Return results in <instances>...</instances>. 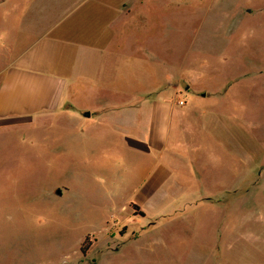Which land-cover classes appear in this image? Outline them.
<instances>
[{"label": "rangeland", "instance_id": "374dc122", "mask_svg": "<svg viewBox=\"0 0 264 264\" xmlns=\"http://www.w3.org/2000/svg\"><path fill=\"white\" fill-rule=\"evenodd\" d=\"M143 2L114 18L108 38L110 52L124 41L129 70L80 60L79 47H96L85 33L108 21L84 8L67 21L73 49L46 57L69 60V74L80 62L87 70L83 85L67 87L78 114L127 99L97 94L109 79L126 92L152 88L148 103L188 102V113L160 151L147 112L145 152L112 118L0 119V264H264V0ZM44 51L19 62L42 69L30 58ZM202 90L221 92L218 107L193 101Z\"/></svg>", "mask_w": 264, "mask_h": 264}, {"label": "crops", "instance_id": "0c3cea01", "mask_svg": "<svg viewBox=\"0 0 264 264\" xmlns=\"http://www.w3.org/2000/svg\"><path fill=\"white\" fill-rule=\"evenodd\" d=\"M143 4H145L143 0H121L117 5L109 0H0V66H4L3 69L0 68V74H4L3 82L0 85V119L23 117L34 119L53 116L66 111H71L73 113L71 114L72 117L78 118L79 121L83 117L92 119L93 116L112 118L111 120H116L120 127L124 128L129 147L145 152L146 149H149L146 146L147 135L145 131H147L148 122H146L145 114L150 112L153 115L151 121L153 132L151 140L149 139V145L155 147V149L159 148L158 150L161 151L167 144V127L173 122V119L176 122L183 119L188 113L184 110L188 102L183 106L166 104L161 100L148 103L146 100L147 91L153 90L152 88H147V90L143 87L142 89H130L126 92L125 87H119L111 79L108 80L109 83L106 85L98 80L100 82L98 84V89H100L98 95L104 93V95L125 96L127 99L122 102L110 103L105 110L97 108L91 109L88 114L85 113L86 111L78 114L72 110L70 102H67L69 101L67 87L70 81H74L73 83L77 88L78 85H83L82 80L87 74V70L78 67L82 63L80 62L79 65L76 64L72 68L73 74H69L68 72L71 71L69 60L66 59L67 62H63L61 56L58 58L46 57L48 53H52L53 49L72 48L70 46H73V43L68 38L71 21H67L78 15V12L84 8L83 11L86 12L88 9L98 12V15L95 16L97 20L105 17L108 21L105 22L106 27L103 31H100L102 26H97L93 30L94 32L85 33V35H90L91 39L89 40L96 42V47L92 45L79 47L81 51L79 53L80 60L82 56H85V62L88 61L93 68L96 60H108L109 65L106 64V66L114 71V75L115 72L122 73L129 70V68H126L129 60L125 65L124 41L122 43L118 42L116 51L110 52L108 38L113 31L112 26L115 17L129 16L136 6ZM106 13L109 15L106 16ZM38 45L44 46L47 53L45 54L44 51L41 58L30 59L39 62V64H45L46 67L34 69L30 65L19 62L20 59L27 56L29 50ZM122 65V71L115 70V67ZM106 66L105 70H107ZM85 84L92 87L89 88V93L96 92L93 89L97 88V84L93 83V80L89 84ZM157 87L161 88L162 83ZM203 93L206 95L204 96ZM75 95H78V93L75 92ZM192 97L197 104L202 103L198 102L200 100L209 99L211 103H216L215 105L218 107L221 102L219 97L222 96L221 92L210 94L209 90H202L198 94H193ZM63 109L64 111H61ZM209 110L203 113L211 115L209 125L219 130L222 122L219 116H216L217 111L213 113L212 110L214 109ZM65 115L70 117V114ZM132 126H137V129L135 127L132 129Z\"/></svg>", "mask_w": 264, "mask_h": 264}, {"label": "trees", "instance_id": "16d2710c", "mask_svg": "<svg viewBox=\"0 0 264 264\" xmlns=\"http://www.w3.org/2000/svg\"><path fill=\"white\" fill-rule=\"evenodd\" d=\"M89 247H90V244H87V245H82V247H81V250H82V252L83 253H86L87 252V250L89 249Z\"/></svg>", "mask_w": 264, "mask_h": 264}, {"label": "water", "instance_id": "95a60500", "mask_svg": "<svg viewBox=\"0 0 264 264\" xmlns=\"http://www.w3.org/2000/svg\"><path fill=\"white\" fill-rule=\"evenodd\" d=\"M203 95L205 96L206 94L203 93ZM57 194H61V190L60 189L57 190Z\"/></svg>", "mask_w": 264, "mask_h": 264}, {"label": "built area", "instance_id": "2783aa9c", "mask_svg": "<svg viewBox=\"0 0 264 264\" xmlns=\"http://www.w3.org/2000/svg\"><path fill=\"white\" fill-rule=\"evenodd\" d=\"M184 102H181V104H183Z\"/></svg>", "mask_w": 264, "mask_h": 264}]
</instances>
